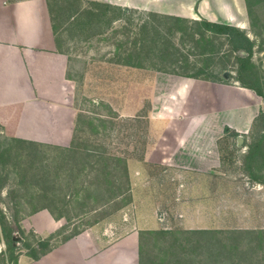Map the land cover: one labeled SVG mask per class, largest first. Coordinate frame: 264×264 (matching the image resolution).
Returning a JSON list of instances; mask_svg holds the SVG:
<instances>
[{
  "label": "rangeland",
  "instance_id": "rangeland-1",
  "mask_svg": "<svg viewBox=\"0 0 264 264\" xmlns=\"http://www.w3.org/2000/svg\"><path fill=\"white\" fill-rule=\"evenodd\" d=\"M80 1L81 6H87L88 0ZM251 2L250 13L244 2L243 9L237 8L234 16L238 27L255 44L251 68L264 83V0ZM60 5L68 4L53 3L57 23L66 20ZM133 10L136 12L132 14V24L117 20L101 33L86 32L89 37L65 23L59 25L56 38L58 48L67 56L69 101L74 108V127L68 145L35 141L40 145L35 146L39 152L33 157L28 155L34 151L32 147L19 141L9 143L13 137L0 132V183L5 184L0 189V209L14 227L16 264L32 262L22 247L26 237L32 240L34 235L56 233L54 241L60 244L75 229L95 225L104 233L108 245L131 232L138 236L137 243L122 242L121 252L118 249L107 264H138L142 229H264V184L250 179L244 161L250 145L264 135V100L252 90L239 89L242 86L236 80L237 54L229 51L226 40L220 37L214 40L218 51L205 55L204 43L193 41L189 34V27L196 28L191 20L203 17L177 21L189 29L170 37L179 49L180 65L186 66V60L188 71L206 64L208 71L223 67L221 75L225 73L226 82L195 78L202 84L200 96L192 98L181 92L167 96L155 84L157 73L188 78L180 74L183 68L168 65L166 72H162L114 62L124 43L132 45L128 39L132 41L137 36L133 32L145 13L150 12ZM76 127L75 144L101 146L109 154L127 159L131 181V200L127 204L118 209L115 205L91 207L83 199L84 191H79L78 199L72 195L75 188L88 186L93 178L79 172L75 184L76 177L69 170L72 161H65V153L57 148L72 144ZM238 135L242 137L239 141ZM5 147L10 150L3 153ZM42 163L47 164L55 179L51 186L57 205L67 201L71 219H55L46 208L32 211L33 207L48 203L39 196L46 184L33 179ZM262 169L264 172L263 166ZM78 209L83 212L74 215ZM16 211L24 235L15 225ZM94 219L98 221L91 226L85 224ZM241 241L244 248L247 241ZM159 244L153 239L148 241L152 254ZM5 249L1 239L0 251ZM250 250V258L240 264H264V237Z\"/></svg>",
  "mask_w": 264,
  "mask_h": 264
},
{
  "label": "trees",
  "instance_id": "trees-1",
  "mask_svg": "<svg viewBox=\"0 0 264 264\" xmlns=\"http://www.w3.org/2000/svg\"><path fill=\"white\" fill-rule=\"evenodd\" d=\"M66 1L68 5L65 7L60 5L62 15L66 16V20L56 22L53 15V3ZM80 0H48V8L50 11L52 29L54 31L56 44L59 46L56 38L59 25L67 24L75 31L82 33L96 34L110 26L117 20H123L132 24V14L136 12L133 9H128L119 5H114L107 2L88 0L87 6H81ZM76 3L79 5H76ZM247 10L250 13L252 8L251 0H245ZM189 19L162 14L157 12H146L141 23L138 24V29L133 33L137 36L128 39L132 45L125 44L122 53L117 55L114 61L117 64L131 66L136 68L149 67L156 71L166 72V66L172 65L183 68L184 76L203 78L216 82H226L222 77L221 71L223 67L216 71H208V64L203 67H194L188 71L186 60L180 65L179 49L170 39L176 32H181L184 29L189 31L193 41L203 42L205 54H213L217 52L215 39L224 38L228 44L229 51L237 54L238 74L236 80L240 82L242 87L254 91L264 100V83L259 80L255 72L252 70L251 58L254 53V42L249 36L239 27L223 22L211 21L206 18L199 20H191L196 28L188 29V26L183 27L177 21H188ZM178 23V25H176ZM86 33V34H87ZM86 35L89 37L90 35ZM205 54V55H206ZM175 72V71H174ZM74 139L70 146H57L62 153H65L64 160L70 164L69 170L75 179V184L80 173L92 175L93 178L88 182V186L75 188L72 195L76 199L79 197V191H84L83 199L90 202L91 207L115 205V209L120 208L131 200V181L127 159L114 154H109L101 146L89 147L86 142L75 144ZM235 134V131H233ZM21 142L34 149L28 155L35 157L38 150L35 146L38 144L35 141L25 140L13 137L7 142ZM264 135H261L254 141L250 147L248 155L244 158L245 167L251 180L264 184ZM10 147H5L3 153L8 152ZM40 171L34 175L33 179H40L46 184V188L41 190L39 196L43 197L48 203L33 207L32 211L39 208H46L55 219L65 217L71 219L72 214L67 209V201L58 204L52 188L55 179L50 176L47 164H40ZM80 172V173H79ZM5 184L0 183V189ZM33 195V194H32ZM51 195V196H50ZM62 201V200H61ZM114 209V210H115ZM83 209L75 211L74 215H79ZM98 221H86L85 224L91 226V223ZM16 227L20 232L25 234L19 226L17 211L14 217ZM84 224V225H85ZM13 228L6 219L5 214L0 209V241L4 240L6 249L0 251V264H8L9 262L16 264L18 254L16 247L13 244ZM85 229V228H84ZM84 229H75L67 234L62 242H65L73 236L79 234ZM226 233V237L222 234ZM33 234V232H30ZM34 235V234H33ZM56 233L48 236H36L32 240L23 239L22 247L26 249V254L32 260H39L42 256L52 251L59 243L55 242ZM264 237V229H234L222 231L220 229L196 228V229H142L139 236L138 244V264H240L241 260H248L251 256V250L258 240ZM246 239L244 248L241 247V240ZM159 241L158 250L152 254L148 249V241ZM61 242V243H62ZM156 244V243H155ZM253 245V246H252ZM249 253V254H248Z\"/></svg>",
  "mask_w": 264,
  "mask_h": 264
},
{
  "label": "crops",
  "instance_id": "crops-1",
  "mask_svg": "<svg viewBox=\"0 0 264 264\" xmlns=\"http://www.w3.org/2000/svg\"><path fill=\"white\" fill-rule=\"evenodd\" d=\"M95 1L185 18L200 16L237 27L234 11L243 9L245 2ZM67 63V56L56 44L48 0H0V132L25 140L68 145L74 127V108L69 101ZM155 84L170 97L181 92L196 98L202 89L198 79L176 78L161 72L157 73ZM103 234L96 225L86 228L29 264H107L118 249L121 252L120 244L137 243L138 239L137 233L131 232L108 245Z\"/></svg>",
  "mask_w": 264,
  "mask_h": 264
},
{
  "label": "water",
  "instance_id": "water-1",
  "mask_svg": "<svg viewBox=\"0 0 264 264\" xmlns=\"http://www.w3.org/2000/svg\"><path fill=\"white\" fill-rule=\"evenodd\" d=\"M223 77H225V73L223 74ZM241 138H242L241 135H238V136H237V140H238V141H239ZM13 239H15V235H14V234H13Z\"/></svg>",
  "mask_w": 264,
  "mask_h": 264
},
{
  "label": "bare ground",
  "instance_id": "bare-ground-1",
  "mask_svg": "<svg viewBox=\"0 0 264 264\" xmlns=\"http://www.w3.org/2000/svg\"><path fill=\"white\" fill-rule=\"evenodd\" d=\"M254 95V94H253Z\"/></svg>",
  "mask_w": 264,
  "mask_h": 264
}]
</instances>
